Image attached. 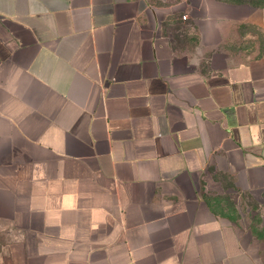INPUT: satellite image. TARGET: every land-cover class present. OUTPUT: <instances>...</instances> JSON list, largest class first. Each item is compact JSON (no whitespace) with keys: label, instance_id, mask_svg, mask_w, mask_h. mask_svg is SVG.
Masks as SVG:
<instances>
[{"label":"crops","instance_id":"crops-1","mask_svg":"<svg viewBox=\"0 0 264 264\" xmlns=\"http://www.w3.org/2000/svg\"><path fill=\"white\" fill-rule=\"evenodd\" d=\"M0 264H264V6L0 0Z\"/></svg>","mask_w":264,"mask_h":264},{"label":"rangeland","instance_id":"rangeland-1","mask_svg":"<svg viewBox=\"0 0 264 264\" xmlns=\"http://www.w3.org/2000/svg\"><path fill=\"white\" fill-rule=\"evenodd\" d=\"M232 1L250 2L255 4L256 6H264V0H232Z\"/></svg>","mask_w":264,"mask_h":264}]
</instances>
